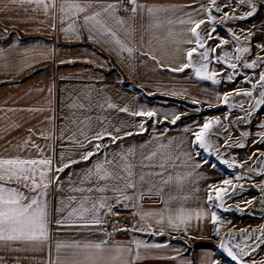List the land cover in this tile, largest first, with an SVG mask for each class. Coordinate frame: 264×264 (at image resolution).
<instances>
[{"label":"crops","instance_id":"obj_1","mask_svg":"<svg viewBox=\"0 0 264 264\" xmlns=\"http://www.w3.org/2000/svg\"><path fill=\"white\" fill-rule=\"evenodd\" d=\"M65 2L79 3L86 11L61 22L59 9ZM123 2L128 0H55L56 8L50 6L45 14L43 3L0 0V159H50L49 176L59 178L49 184L46 197L47 244L42 250L23 243L0 245V264H49L55 259L57 241H108L109 246L129 247L132 252L126 258L134 264H235L220 249L221 238L240 243L246 234L252 238L242 264H264V243L256 239L264 233V104H257L264 72V0H252L256 13L244 20L238 17L246 15L249 4L241 0H216L215 5L211 0H136L143 7L135 14L121 13ZM109 4L118 7L104 11ZM97 12V19L130 53L122 51L112 36L85 24L84 16ZM209 14L215 17L213 22H208ZM199 20H205L197 31L209 50V73L217 74L219 84L199 79L192 68L171 70L187 63L186 53L196 45L184 41L193 40L190 29ZM70 25L75 32L65 33ZM221 40L228 43L216 47ZM237 47L249 51L237 53ZM225 53L237 63L236 70L216 62ZM237 55L240 61L235 60ZM252 61L257 62L255 68L243 67ZM200 62L194 53L193 63ZM249 91L251 96L243 95ZM141 111L155 115H134ZM216 120L219 124L209 131L211 148L206 152L194 144L193 133ZM98 133L102 139H94ZM96 144L102 147L97 149ZM88 152L96 154L85 161L82 156ZM216 153L233 167L221 164ZM121 156L133 166L137 181V188L127 193H144L113 207L134 213L121 239L106 235L102 228L58 225L56 221L77 206L68 198L82 195L71 189L95 187L81 183L84 174L105 160L122 166ZM65 164L69 166L62 172L56 171ZM113 164L107 167L114 178L100 186L123 185L116 176L123 173ZM225 179L233 185H224ZM0 184L32 195L22 183ZM209 185L227 188L228 211L215 206V193L214 202L207 200ZM102 195L111 198L113 193ZM65 205V211H59ZM180 210L192 214L187 225L169 227V214ZM198 210L203 211L200 218ZM213 212L216 225L211 222ZM135 240L162 247L136 249Z\"/></svg>","mask_w":264,"mask_h":264},{"label":"snow or ice","instance_id":"obj_2","mask_svg":"<svg viewBox=\"0 0 264 264\" xmlns=\"http://www.w3.org/2000/svg\"><path fill=\"white\" fill-rule=\"evenodd\" d=\"M13 3H36L40 5L43 3V0H12ZM247 2L249 4V10L245 16L238 17V19L244 20L248 17L253 16L256 13L257 5L253 3L252 0H241V3ZM128 3L132 4L130 11L135 14L137 7H143L142 5H137L136 0H128ZM213 5L216 4V0H211ZM55 9L56 4L55 0H48L47 3H43L45 14H47L49 7ZM87 7H91V4H88ZM118 5L109 4L105 7L104 11L109 9H116ZM61 13V22L64 21L65 17H76L81 13L86 11V8L79 3H70L65 2L60 5ZM216 11H219L217 8ZM148 12L152 14L153 9L149 8ZM100 13L97 12L94 15L84 16L85 24H91L94 29L100 31L102 35L112 36L114 42L117 45H120V41L115 38L114 33L107 29L104 24L97 19ZM227 19L228 14H223ZM208 22H213L215 17L211 14L207 16ZM186 21H181L185 23ZM191 22V21H188ZM205 23V20H199L195 22V25L190 29L193 40L184 41L185 43H195V47L191 48L186 53L187 63L182 67L177 69H171L172 71H184L187 68H192L195 75L201 80H211L213 84H219L221 81L216 80L214 77L216 73H209V50L206 49V42L203 40L199 32L197 31L202 24ZM65 33H74V25H70L68 28L63 29ZM212 32H215V27H213L209 33L208 38L212 39ZM238 40V37L236 38ZM228 40H221L220 44L216 47H222L227 44ZM122 51L131 52L130 49H125L120 45ZM203 51H199L202 50ZM248 48H236L237 53L248 52ZM199 54L201 62L199 64L193 63L194 53ZM211 52H215V48L211 49ZM241 57L237 55L235 57L236 61H240ZM232 57H229L227 53L224 56L217 58V63H225L226 66L230 69L236 70L237 63L231 62ZM264 63V61H261ZM257 66L256 61L251 63H244L243 67L245 68H255ZM232 80V77L229 76V81ZM261 91L259 96L261 99L257 101V104H264V72L260 73L259 82ZM256 84H252V88L255 89ZM244 96H251V91L243 93ZM224 103H228L227 96L224 98ZM112 105H109L111 107ZM122 111H127V109H121ZM134 115L137 116H147L152 117L155 115L154 112H136ZM179 117H177L178 119ZM175 123V120H173ZM219 124V120L208 121L203 126L199 128V131L193 133L195 140L194 144L198 145L199 148L208 152L211 148V144L208 140L209 131ZM141 127H143L141 125ZM102 134H97L94 139H102ZM116 138L114 137L113 140ZM83 146V145H81ZM244 147L243 144L239 145ZM95 147L99 149L102 147L100 144H96ZM94 152L85 153L82 156V159L87 161L91 156L95 155ZM211 154V153H210ZM218 159L219 153H216ZM150 159V157H148ZM121 160L124 161L123 165L113 164L112 161H102L98 162L92 169H89L87 173L84 174V177L81 183L95 184V187H74L71 189L73 192L81 193L82 195L77 198L76 196H71L68 198L70 202H77L76 207H71L70 210L66 211L64 217L60 220H57L56 223L61 226H70V227H80V228H102L104 221L103 215L111 214L115 215L117 213H112L111 209L115 204H121L133 199L138 200L143 196V192H139L137 195L133 193L129 195L127 193L128 189H136L137 181L133 178L134 173L132 171V165L126 162V157L121 156ZM221 164H226L229 168L233 167V164L229 161L220 159ZM52 161L50 159L40 158V159H22V158H13V159H0V181H16L17 183H22L27 187L32 195H27L23 191L18 190L13 187H6L3 184H0V245H11L13 243H23L34 250H42L45 244L49 241V219H48V205L46 197L48 195L49 184L53 182V179L58 181V177L52 178L49 176L51 171ZM113 164V167H119L120 172L123 173L122 176L119 173L116 174L120 179L124 181L123 185L119 184H107L100 186L101 182H107L114 178L113 173L108 169L107 165ZM69 165L65 164L63 167L56 169L57 172H62L64 168ZM210 167H215L214 164H210ZM144 175L139 177L141 183L144 182ZM239 179V177H237ZM167 183V181H165ZM224 185L231 186L233 181L231 179H225L222 181ZM106 192H112L113 196L110 198L107 195H102ZM88 193H99L101 195H88ZM213 193H215V206L217 208H223L225 211H228L225 206L224 196L228 195L227 188L220 189L215 185H209V192L207 200L212 203L214 202ZM223 193V195H222ZM114 201V203L110 202ZM63 203V202H62ZM251 203V201H249ZM128 205L125 203V207ZM68 206L65 205L59 211H65V208ZM191 213H185L183 210H180L178 214H169L167 219V224L169 227L174 229H179L181 225H187L188 220L191 218ZM197 218L203 216V211L196 212ZM217 215L215 212L211 215V222L213 225L217 223ZM163 220H158L157 223H163ZM144 231V229H141ZM219 228H216L215 234L219 235ZM162 234V233H160ZM250 235H247L241 238L240 243H230L229 241L221 238L220 249L228 257L231 258L235 264H242L243 257L249 255L247 251L248 245L247 240L251 239ZM235 239L234 237L232 238ZM256 239L264 243V233ZM136 249L140 248H159L162 245L159 244H146L140 240L134 241ZM258 246V245H257ZM132 249L125 246H109L108 241H101L99 243H66L57 241L55 246V259L50 260L49 264H134V260H129L126 258L127 255L131 254ZM136 259L139 258V253L136 254Z\"/></svg>","mask_w":264,"mask_h":264},{"label":"built area","instance_id":"obj_3","mask_svg":"<svg viewBox=\"0 0 264 264\" xmlns=\"http://www.w3.org/2000/svg\"><path fill=\"white\" fill-rule=\"evenodd\" d=\"M131 6L127 2L121 3L119 10L123 14H130ZM255 200H258L256 198ZM112 213H117L115 215L106 214L103 218V231L106 235L111 236L113 239H121V236L126 232L132 224L134 219L133 211L129 209H123L115 207L111 209ZM264 255V254H263Z\"/></svg>","mask_w":264,"mask_h":264},{"label":"trees","instance_id":"obj_4","mask_svg":"<svg viewBox=\"0 0 264 264\" xmlns=\"http://www.w3.org/2000/svg\"><path fill=\"white\" fill-rule=\"evenodd\" d=\"M198 246H200V247H208V245H198Z\"/></svg>","mask_w":264,"mask_h":264}]
</instances>
